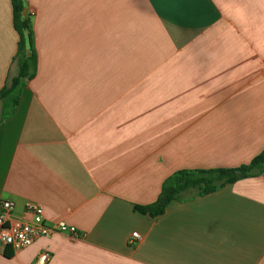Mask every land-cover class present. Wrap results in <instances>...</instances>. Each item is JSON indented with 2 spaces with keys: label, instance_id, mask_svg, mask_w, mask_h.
I'll return each mask as SVG.
<instances>
[{
  "label": "crops",
  "instance_id": "crops-1",
  "mask_svg": "<svg viewBox=\"0 0 264 264\" xmlns=\"http://www.w3.org/2000/svg\"><path fill=\"white\" fill-rule=\"evenodd\" d=\"M25 10L37 71L0 121V200L17 217L38 204L81 237L0 242V264L42 254L45 264H264V173L157 217L135 210L181 170L236 168L264 151V0H25ZM18 49L11 0H0V91Z\"/></svg>",
  "mask_w": 264,
  "mask_h": 264
},
{
  "label": "trees",
  "instance_id": "trees-1",
  "mask_svg": "<svg viewBox=\"0 0 264 264\" xmlns=\"http://www.w3.org/2000/svg\"><path fill=\"white\" fill-rule=\"evenodd\" d=\"M13 25L19 35V49L14 62L18 67L9 85L0 91V121L9 117L19 104L25 83L37 71V53L31 17L25 18V1L11 0ZM30 16V15H29ZM264 173V151L250 164L228 169L181 170L170 176L163 184L157 201L148 206H135L141 214L157 217L173 201H183L188 197L209 195L226 185Z\"/></svg>",
  "mask_w": 264,
  "mask_h": 264
},
{
  "label": "built area",
  "instance_id": "built-area-1",
  "mask_svg": "<svg viewBox=\"0 0 264 264\" xmlns=\"http://www.w3.org/2000/svg\"><path fill=\"white\" fill-rule=\"evenodd\" d=\"M14 210V202L0 200V242L5 247L22 250L32 246L37 240L50 238L56 233L68 234L74 238L81 237L78 230L65 221L49 224L43 207L38 204L32 202L26 204L27 217L15 216ZM141 239L140 234L135 232L129 244H137ZM49 258V254H42L39 264H45Z\"/></svg>",
  "mask_w": 264,
  "mask_h": 264
},
{
  "label": "water",
  "instance_id": "water-1",
  "mask_svg": "<svg viewBox=\"0 0 264 264\" xmlns=\"http://www.w3.org/2000/svg\"><path fill=\"white\" fill-rule=\"evenodd\" d=\"M24 16H25V18H28V12H27V10H24Z\"/></svg>",
  "mask_w": 264,
  "mask_h": 264
},
{
  "label": "rangeland",
  "instance_id": "rangeland-1",
  "mask_svg": "<svg viewBox=\"0 0 264 264\" xmlns=\"http://www.w3.org/2000/svg\"><path fill=\"white\" fill-rule=\"evenodd\" d=\"M25 1V0H24ZM0 106H1V102H0Z\"/></svg>",
  "mask_w": 264,
  "mask_h": 264
}]
</instances>
